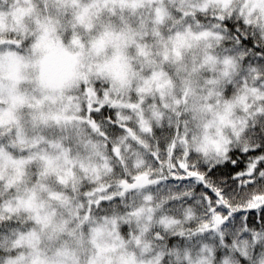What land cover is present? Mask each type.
<instances>
[{
    "label": "snow or ice",
    "instance_id": "6c2138e0",
    "mask_svg": "<svg viewBox=\"0 0 264 264\" xmlns=\"http://www.w3.org/2000/svg\"><path fill=\"white\" fill-rule=\"evenodd\" d=\"M0 264H264V0H0Z\"/></svg>",
    "mask_w": 264,
    "mask_h": 264
}]
</instances>
